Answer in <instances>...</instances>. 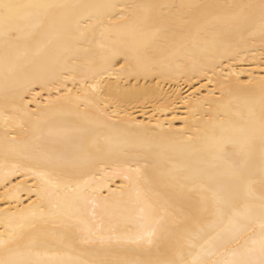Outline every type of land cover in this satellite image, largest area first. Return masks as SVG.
<instances>
[{
    "label": "snow or ice",
    "instance_id": "obj_1",
    "mask_svg": "<svg viewBox=\"0 0 264 264\" xmlns=\"http://www.w3.org/2000/svg\"><path fill=\"white\" fill-rule=\"evenodd\" d=\"M241 52L264 61V0H0V264H264V76L219 73L177 129L109 114L125 75Z\"/></svg>",
    "mask_w": 264,
    "mask_h": 264
},
{
    "label": "bare ground",
    "instance_id": "obj_2",
    "mask_svg": "<svg viewBox=\"0 0 264 264\" xmlns=\"http://www.w3.org/2000/svg\"><path fill=\"white\" fill-rule=\"evenodd\" d=\"M221 72L224 75L235 73L239 76V82L243 83L249 80L250 76L255 78L264 76V61L259 59V52L255 54L241 52L240 56L234 60H226L218 68L203 73L186 69L179 70L173 65L172 71L166 75L156 73L125 75L119 81L121 85L120 97L113 101V107L109 109V114L115 113L112 117L113 121L127 122L130 125L142 122L153 127L158 122H162L163 127L168 128V121H172L173 129L180 128L185 117H188L189 123H191L192 117L189 109L198 107V101L202 100L211 89L218 88L216 81L223 79L219 75ZM209 77H211V81H209ZM231 79L233 83L237 82L235 77ZM202 85L203 88H201ZM79 87V77H77L75 87L71 79L59 84L53 82L44 88H41L39 84H34L32 91L25 94L23 103L28 105L29 110L35 109L37 106L44 108L50 100L55 101V98L62 95V92H66L68 88H72L75 92ZM57 88L62 89V92H58ZM104 94H107L106 89ZM215 94L219 95V92L217 91ZM0 106H2V99H0ZM3 139L4 124L0 117V151H2ZM2 164L3 161L0 159V166ZM120 183V179L115 178L111 183V188H118ZM9 187L11 186L9 185ZM4 191L2 181H0V197H3ZM104 192L107 194V189ZM27 197L26 191L21 192L20 200L22 202L17 206L18 208H24L27 205ZM3 207L4 201L0 199V208Z\"/></svg>",
    "mask_w": 264,
    "mask_h": 264
}]
</instances>
